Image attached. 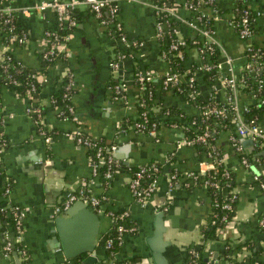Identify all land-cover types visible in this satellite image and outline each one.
I'll use <instances>...</instances> for the list:
<instances>
[{
  "label": "crops",
  "instance_id": "0c3cea01",
  "mask_svg": "<svg viewBox=\"0 0 264 264\" xmlns=\"http://www.w3.org/2000/svg\"><path fill=\"white\" fill-rule=\"evenodd\" d=\"M34 1L39 0H0L16 8L17 20L26 33L22 44L7 45L0 28V57L8 52L15 60L32 68L39 64L43 30L56 24L52 9L28 14L18 9ZM217 4L220 16L225 17L231 0H218ZM169 7L179 22V36L187 39L181 51L179 80L187 77L190 69L196 82L197 99L202 103H223L225 89L216 79L206 81L203 70L198 68L199 57L192 44L196 32L184 21L190 17V11L184 7L183 0H169ZM72 16L74 23L66 31V53L48 65L45 74L37 73L36 78L45 77L40 91L21 97L5 85L0 87V134L7 140L0 150V206L23 211L20 245L27 260L23 263L21 256L15 258L13 253H4L1 246L6 228L3 226L0 228V264H60L66 259L52 240L54 219L63 211H56L54 207L65 193L74 192L80 186L103 197L102 211L96 212L99 220L94 264H137L141 258L147 262L148 247L144 239L152 232L153 219L159 211L164 225L162 237L167 241L162 251L166 264H185L188 248L202 242L200 230L210 211L207 184L198 176L209 167L208 159L199 147L181 142L185 136L181 124L160 123L155 134L150 135L132 128L124 129L121 122L135 115L137 99L146 93L136 85V68L151 72V110L160 112L171 107L190 116L198 114L200 105L189 101L184 93L162 88L161 77L175 66L169 55H162L163 44L155 33L156 15L150 8L120 1L118 18L122 31L131 43L137 41L135 46L124 47L115 40L87 7L75 8ZM213 25L216 41L221 46L220 54L231 59L234 73H238L246 59V41L222 18ZM254 29L250 43L264 45V21L256 19ZM119 47L129 49L126 52L129 55L113 70L109 61ZM65 69L71 74L69 101L74 119L58 115V107L49 104L50 93L60 86ZM262 78L264 81V73ZM117 79L125 83L124 100L113 98L112 86ZM252 101L251 94L245 91L238 90L235 95L238 108ZM29 102L43 104L40 119L25 111ZM226 121L221 128L212 130L211 140L225 167L234 174L233 212L220 228L217 239L205 240L204 249L208 260L215 264H264V191L258 184L259 180L264 181V150L255 151L253 141L243 144L241 140L248 137L239 136L240 149H236L229 138L235 133V124L230 119ZM258 123L264 128V112ZM40 129L48 132L49 140H44ZM74 130L114 144V158L123 164L156 165V189L148 200L143 204L134 200L127 183L129 174L123 167L117 168L107 180L92 175L89 151L73 139ZM242 157L246 158L247 165L242 163ZM4 187L8 188L6 193ZM107 211H126L132 226V230L122 235L111 256L106 253L102 239L111 226ZM225 238L230 239L232 246L227 252L223 251Z\"/></svg>",
  "mask_w": 264,
  "mask_h": 264
},
{
  "label": "built area",
  "instance_id": "2783aa9c",
  "mask_svg": "<svg viewBox=\"0 0 264 264\" xmlns=\"http://www.w3.org/2000/svg\"><path fill=\"white\" fill-rule=\"evenodd\" d=\"M120 1L134 2L142 4L150 8L156 15L155 20V33L157 37L162 42V55H169L172 57H180L182 46L187 42L185 37L179 36L178 27H171L170 30H166V25H170L167 17L176 18L174 13L169 7V0H39L34 1L28 6H24L20 9L21 12L28 14L32 11H41L46 8L52 9L55 13L56 24L53 27H48L43 30V48L41 50L42 57L47 60H56L60 56H64L65 52V41L67 38V33H60L59 29L65 30L67 27L74 23V18L72 12L78 7H87L93 15L98 18L112 34L113 38L119 41L124 47L125 46H135L137 41L131 43L123 33L122 24L118 18V10ZM218 0H183L184 7L190 11V17L185 21V25L195 30L196 38L192 40V44L195 47L197 55L199 57V65L203 71H207L212 76H216L214 79L217 83L225 89V95L223 103L214 104L211 101H205L202 105L201 113L203 116L211 115L214 118L220 117L225 119H230L236 127L235 133L230 135V140L232 145L236 149H240V144L237 142V136L248 137L254 143L255 151L264 150V128L253 118L243 119L241 115L242 110L247 109V105L242 108H238L235 104V95L238 90L247 86L248 77H251L254 84V89L252 91H259L264 86L263 73H264V45H253L250 43V39L255 33L254 24L256 19H262L264 21V0H231V7L229 13L225 17H221L218 9ZM16 8L12 7L8 3L0 2V28L5 32V42L9 44H22L26 38V33L23 29L18 32L14 22H13V12ZM222 18L224 23L229 26L236 35L246 41L245 47V62L242 65L244 74L238 75L234 73L232 68L231 59L225 54H220V44L215 38V28L214 23ZM177 19V18H176ZM217 50V59L211 58V54ZM223 51V50H222ZM127 55L125 52L116 51L111 60L109 61L110 67L115 70L118 63L124 59ZM210 55V58H209ZM223 55V56H222ZM10 54L6 55L5 58L9 59ZM173 60V59H172ZM176 64H174L175 66ZM176 67V66H175ZM173 70L167 71L163 74L160 79V83L163 89H176L177 91L185 90L184 94L186 96H192L195 94L194 90L189 86V82L194 80V75L189 69L188 76L183 80H179L180 69L175 68ZM258 72L262 73V77L258 76ZM63 75L65 77L60 99L64 100V109H61L60 104H55L57 109V114L62 117H70L74 119L73 106L70 103L71 95V74L64 70ZM152 75L148 69H138L135 70L134 80L139 90L146 91L149 95L150 92L145 89V83L150 81ZM41 83L45 80L44 75H40L37 78ZM14 81V80H11ZM183 87H181V84ZM125 83L122 80L117 79L113 86V98L116 100H124ZM30 93L28 96H33L35 92V86L30 83ZM253 101L263 103L264 96L254 99L255 94H251ZM49 101L54 104L55 99L50 96ZM252 101V102H253ZM143 102L139 96L137 99V105H142ZM25 111L35 118L40 119L42 111L37 106V103L29 102L26 106ZM167 110L164 111V113ZM138 120L133 121L131 127H133L138 132H145L150 135H154L158 127V123L155 121H147V116L145 112L139 111ZM193 123V121L191 122ZM212 130L206 125L199 132L184 136L181 142L187 145H192L194 143H199L201 147H206L204 151L206 158L208 159L209 167L207 169L214 168L216 163L221 161V156L217 148L212 144ZM40 133L43 135L44 140H49L50 135L46 131L40 129ZM73 139L78 143L86 147L89 151V166L92 175H98V168L105 164V167L100 173L102 179L107 180L113 175V172L119 168L120 161L114 158L115 145L110 144L108 146H103L99 144L95 138L89 137L82 134L78 130H74L71 133ZM5 141L0 142V150L3 148ZM242 163L247 165V160L242 157ZM128 170V187L130 192L136 202L139 204L145 203L148 198L153 194L156 189V171L158 167L154 164H138L135 166L125 164ZM205 169V170H207ZM225 176L228 175L227 171L223 172ZM194 178L195 175L190 173ZM189 175V174H188ZM174 174L171 175V178ZM253 178L257 180V176L253 175ZM214 187H218L215 181H204ZM260 188L264 191V181L259 180L258 182ZM7 187H4L3 192L6 193ZM103 197L96 196L89 191L88 188L80 186L74 192H67L62 197L61 201L54 207L56 211H61L67 208L70 203L75 200H80L87 207L95 212H101V200ZM234 198V193H231L228 201H224L220 204L218 202H212L213 206H218L223 209H230L232 205L230 203L231 199ZM166 203V202H165ZM164 203V205H165ZM167 206H164L166 208ZM13 235L8 234L3 231V242L2 250L4 253H16L18 256H25V250L20 245V240L22 238V226L21 218L23 216V211L17 207H9ZM112 226L115 233L111 237H107L103 241L104 248H110L113 241L116 243L120 242L122 235L130 230L132 226H126L123 220L127 217L126 211H121L119 213H113L107 211ZM227 214L222 213L220 215L213 213L210 220L211 223L220 222L222 220L226 221ZM262 223L263 221L260 220ZM221 228V227H220ZM218 228V232L220 230ZM13 241L17 242V246H13ZM194 247L190 246L188 252L195 253ZM112 251V250H111ZM113 253V252H112ZM67 259V258H66ZM64 259L60 264H72L66 263Z\"/></svg>",
  "mask_w": 264,
  "mask_h": 264
},
{
  "label": "trees",
  "instance_id": "16d2710c",
  "mask_svg": "<svg viewBox=\"0 0 264 264\" xmlns=\"http://www.w3.org/2000/svg\"><path fill=\"white\" fill-rule=\"evenodd\" d=\"M74 12H75V10H74ZM166 18H168L169 21H171L170 25L165 26L166 30H170L171 27H174V26H177L178 28H180V26L178 24L179 22L177 21V19L172 18V17L170 18L167 16H166ZM13 22H14V25H15L18 32L20 31V29H23L20 22L17 20V15L15 14V12H13ZM59 30H60V33H65L67 31V28L65 30H63V29H59ZM182 49H183V46H182ZM117 51L126 53L129 51V49L119 47L117 49ZM8 54H9L8 52H4L0 57V87L5 85L9 89L14 91V93L20 95L21 97H26L29 95V93L31 91L30 90V83H33V85L35 86V92L40 91L42 83L37 80V78H36L37 73L40 72L42 74H45V70H46L47 66L50 65L54 60L52 61V60H47V59L43 58L42 52L40 51V53H39V64L37 67L32 68L29 65L24 64L23 62H19V61L15 60L11 54H10L11 56L9 59L5 58V56ZM60 57L62 58V56H60ZM209 58H210V55H209ZM211 58L217 59V50H214V52L211 54ZM172 59H173L174 64H176L175 66L177 68L181 69V58L180 57H172ZM191 69H194V67H191ZM241 69H242V66L238 70V75L244 74L243 70H241ZM135 70H138V69L136 68ZM202 75H203V78L208 82H209V80H214V78L216 77V76H212L207 71H203ZM257 75L262 77L261 72H258ZM64 79H65V77L63 79H61L60 86L58 85V87L53 92L50 93L51 94L50 96L55 99L54 104L49 101V104H51L52 106H55V104H57V105L60 104L61 109H64V106H63L64 100L60 99ZM11 80H14V81H11ZM195 83L196 82H195V78H194V80L192 82H189V86H188L194 90L193 92H195ZM253 83L254 82L251 79V77H248L247 86L243 87L241 90L245 91V93H249V94L254 93L255 94L254 99L264 96V86L259 91H252V89H254ZM180 86L183 87L182 84ZM145 89L147 90V92L149 91L150 94L147 95L146 93H143L140 96L143 104L136 106L135 115L127 116V118L121 122L122 127L124 129H126V128L134 129L133 127H131V124L133 123V121L138 120L140 118L138 116V113H139V111H142V110L145 112V114L147 116V121H145V124H148L150 121H155L158 123V125H160V123H164V124L168 123L169 124L171 122H175V124H181L183 126L182 128L184 129L185 136L186 135L190 136L191 134H195V133L199 132L201 129H203V127L205 125L207 127H210L211 129L215 130V128L219 129L224 125V123L227 122L225 118H220V117L214 118L211 115H208L206 117L203 116V114L201 113V111H202L201 107H202L204 102L202 103L201 101H199L197 99L196 94H194L192 96H186L185 95V97L189 101H192L194 104L200 105V109H198V114H196V115L187 116L186 114H183L180 111L176 110L175 108H171V107H170V109H167V112H165V113H164L165 109L161 110L160 112L151 110L150 105L152 103V90L149 87V81H147L145 83ZM174 92L184 93L186 91L185 90L177 91L176 89H174ZM214 104L218 105L220 103L214 102ZM37 106H39V108L42 111L43 104L37 103ZM246 107H247L246 110L241 111V115H242L243 119L253 118L256 121H258V119L260 118V115L264 112V102L263 103L255 102L254 103V101H253L252 103L248 104ZM31 116L35 118L34 114H32ZM192 121H193V123H191ZM46 133H48V132L46 131ZM2 141H5V143L7 142L6 138L0 134V142H2ZM96 141L103 146L109 145V144L102 142L101 139H96ZM192 146L199 147L201 149V151H203V152L206 150V147H201V145L199 143H194V144H192ZM104 167H105V164L101 165L98 168V175H100V173ZM119 167H123L125 170H127V166L123 163H120ZM224 171H227V173H228L227 176L224 175V173H223ZM198 176H200V179H201L200 181H203V182L205 180L215 181L217 183L218 187H214V186L206 183L207 184V195L209 197V202H210L209 215H208L206 223L203 225V227H201V230H200L202 242L198 245H192V247H194V249H195L194 250L195 253H191L188 251L186 252L185 264H215L212 260H208V258H207L208 254H207V251L204 249L205 248V240L217 239L218 228L222 227L224 222H226L231 217L232 212H233L232 211L233 207L230 208L229 210L223 209V208H220L219 205L213 206L212 202L216 201V202H218V204H220L224 201H228L229 197L231 196V193H233L232 187L234 185V174L232 173L231 170H229L228 168L225 167V165L222 161H220L219 163H216L214 168L207 169L204 171H200ZM233 202H234V199H231V201H230L231 205H233ZM213 213H216L218 215H220L222 213H226L227 214L226 221L222 220L220 222L217 221L216 223H211L210 220L212 218ZM123 222L125 223L126 226L131 225V222L129 221L128 217H126L123 220ZM112 224H113V222H111V226H112ZM3 226H5L6 232L8 234L10 232H12V235H13L12 219H11L10 211L7 207H5L2 204L0 206V228H2ZM262 227L264 228V225ZM114 233L115 232L112 229L110 230L108 228L102 236L103 241L107 237L113 236ZM229 240L230 239H228V238H225L224 240H222L224 242L223 243V245H224L223 251H225V252L231 250V248H232L231 241H229ZM17 245H18L17 242L13 241V246L16 247ZM116 248H117V243L114 240L111 247L105 248V251H106V253H108L109 256H111L112 252H114L116 250ZM83 256H84V253H81V254L76 255L74 257L67 258L66 263L70 262L72 264H79L80 260L82 259ZM21 260L23 263H26V261H27L25 256H21Z\"/></svg>",
  "mask_w": 264,
  "mask_h": 264
},
{
  "label": "water",
  "instance_id": "95a60500",
  "mask_svg": "<svg viewBox=\"0 0 264 264\" xmlns=\"http://www.w3.org/2000/svg\"><path fill=\"white\" fill-rule=\"evenodd\" d=\"M243 144L250 143L251 139L244 138ZM264 154V151L262 152ZM98 215L80 200H75L54 219L53 242L58 246L66 258H71L81 253L84 256L79 264H94L95 239L97 237ZM164 230L162 212L156 213L153 219V230L145 237L148 247V261L139 259L137 264H166L162 254L167 241L163 239ZM12 235V232L10 233ZM16 258V253L12 252Z\"/></svg>",
  "mask_w": 264,
  "mask_h": 264
}]
</instances>
